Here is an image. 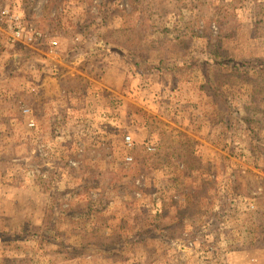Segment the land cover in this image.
<instances>
[{"label": "rangeland", "instance_id": "374dc122", "mask_svg": "<svg viewBox=\"0 0 264 264\" xmlns=\"http://www.w3.org/2000/svg\"><path fill=\"white\" fill-rule=\"evenodd\" d=\"M5 8L47 39L0 24V264H264V0ZM109 62L129 100L88 102Z\"/></svg>", "mask_w": 264, "mask_h": 264}, {"label": "crops", "instance_id": "0c3cea01", "mask_svg": "<svg viewBox=\"0 0 264 264\" xmlns=\"http://www.w3.org/2000/svg\"><path fill=\"white\" fill-rule=\"evenodd\" d=\"M118 63V62H117ZM115 62H109L107 64V66H104L107 72L105 73L104 77L102 78V81L97 82V80L95 78L92 77H86V79L89 80V84H90V88H89V93L91 96L87 97L88 102H90L92 99L95 102H104V101H108L111 102L115 99H122V100H129L128 97L125 95V90H123V92L120 94L115 93L113 90L114 85L111 84L112 82V77L111 75L114 73V69H115V65L117 64ZM79 66H81V63H79ZM99 66V65H98ZM122 68V65H121ZM123 69V68H122ZM74 70L78 73V74H82L84 75V72L80 69H78V67L74 68ZM73 74V73H72ZM70 72H67V76H71L72 75ZM72 76H75L74 74ZM73 78V77H71ZM76 80V79H74ZM92 85L96 86L93 87ZM110 86V87H109ZM92 87V88H91ZM62 89L65 90L66 93L69 92V90L65 89L62 86ZM65 93V94H66ZM92 93H96L97 95H93ZM66 97V98H65ZM65 97L61 98L57 103L58 106L55 107L53 110H51V105L47 106L46 110L48 111V114L51 118V121L54 122L57 121V123L60 125V129L58 128L60 133H70L68 132V130L73 129L74 130V125H69L71 123L75 122V118H72L71 114L75 113L78 114V112H80V107L77 105V98L72 97V94L70 93V95H66ZM115 98V99H114ZM49 103V101L47 102ZM96 107H101L96 103ZM32 108V107H29ZM33 109V108H32ZM34 109H33V115H34ZM52 114L56 115L53 116ZM57 117V118H55ZM99 118H97L98 120ZM64 125V126H63ZM63 131V132H61ZM75 260V259H74Z\"/></svg>", "mask_w": 264, "mask_h": 264}, {"label": "built area", "instance_id": "2783aa9c", "mask_svg": "<svg viewBox=\"0 0 264 264\" xmlns=\"http://www.w3.org/2000/svg\"><path fill=\"white\" fill-rule=\"evenodd\" d=\"M0 24L5 26L8 31V41L11 44H44L47 36L41 30L34 27L25 28L24 22L20 15L15 13L9 8H5L0 13ZM52 45H57V41H52ZM23 113L26 116L33 115L32 108H24ZM30 128H36V122L32 119L28 122ZM125 145L128 148H132L134 142L132 137H125ZM149 151H155L154 147H149ZM127 163L133 161L132 157H126Z\"/></svg>", "mask_w": 264, "mask_h": 264}, {"label": "trees", "instance_id": "16d2710c", "mask_svg": "<svg viewBox=\"0 0 264 264\" xmlns=\"http://www.w3.org/2000/svg\"><path fill=\"white\" fill-rule=\"evenodd\" d=\"M140 67L141 66V63H139V62H136V67ZM213 91H215V92H217V93H220L221 91L217 88V89H215V87H213Z\"/></svg>", "mask_w": 264, "mask_h": 264}]
</instances>
